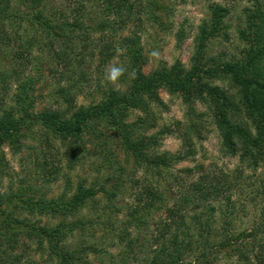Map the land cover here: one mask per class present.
Masks as SVG:
<instances>
[{"label": "trees", "instance_id": "1", "mask_svg": "<svg viewBox=\"0 0 264 264\" xmlns=\"http://www.w3.org/2000/svg\"><path fill=\"white\" fill-rule=\"evenodd\" d=\"M18 1L16 7L13 0H0V40L9 47L13 44L15 48H11L13 51L7 53V58L18 66L13 102L6 104L8 107L0 115V145L3 142L20 145L21 140L28 137V131L41 125L48 134L75 143L71 153L74 155L78 151V157L80 148L85 145L86 130L92 123L105 122L121 131L123 146L134 157V169H144L143 179L137 178L135 173L133 179L123 180L125 175L122 173L119 180L115 179V187L112 186L115 197L127 187L138 191L136 209L130 212V219L124 226L118 228L119 234L125 233L120 237L129 240L128 228L134 224L139 228L143 227L142 223L147 224L154 208L165 207L166 210L165 216L157 218L156 228L151 230L146 244L151 252L147 259L149 264H218L221 259H226L228 264H264V237L259 240L260 234L264 236V222L251 231L230 234L227 228L230 210L225 217L224 210L215 204L222 198L227 200L233 189L229 174L207 172L203 166H198L181 170L187 175L198 173L192 181H187L186 176L182 179V172L175 174L172 181L168 179L173 175L175 163L188 160L195 153L192 133L196 130L199 114L193 107L190 91L201 74L212 78L229 74L237 84L264 94V81L251 76L264 52V43L248 54L246 62H225L208 55L214 40L223 30L229 29L225 20L236 14L244 0H225V4L211 6L210 20L197 27L195 36L198 57L202 59L200 63L187 69L177 61L168 69L160 68L150 74L142 70L147 63L142 33L146 23L151 19L158 20L160 14L157 13L164 9L157 6V0ZM247 2L252 5L245 6L240 15L249 21L240 18L242 23L238 24L236 32L247 40L250 38L252 43V40L264 39V0ZM256 19L260 22L256 23ZM36 49L39 51L35 52ZM120 51L124 53L121 61L125 65L120 86L113 82L101 86L96 73ZM33 60L35 66L31 70ZM87 66L95 70H86ZM49 73L58 79L42 91ZM162 87L180 92L190 105L186 129L178 121L176 129L160 131L163 135L180 136L183 145L175 153L157 152L158 135L133 137L145 126V118L135 123L126 119L133 109L148 116L155 109L153 106L163 107L165 103L159 94ZM86 88L93 89L95 99L87 106L76 108L78 96ZM214 91L215 116L224 145L231 155H237L239 148L235 138L239 139L242 132L238 125L242 116L228 102L224 91L218 87ZM54 98L60 101L59 105L66 104L71 108L70 113L49 106L32 111L38 102ZM204 101L210 103L207 99ZM211 101L213 103V99ZM246 160L252 162L243 157L242 161ZM253 161L257 166L258 159ZM253 163H250L251 167ZM7 165L0 162V184L7 173ZM120 169L125 170L123 166ZM56 175V169L45 166L43 182L48 184L54 177L57 179ZM128 183L130 186H126ZM174 185H179L175 197L172 193ZM49 193L42 186L37 189L27 185L26 181L14 191L0 190V264H83L91 253L101 252L96 242L77 239V235L81 236L87 230L95 233L102 224L93 216L82 214L87 199L95 198L98 190L79 188L74 195L58 197H50ZM218 210L225 220L222 229L219 228V238L212 240L210 237L216 233L213 231L214 216ZM34 217L39 219L34 220ZM53 220L58 222L53 224ZM133 243L131 240L130 246ZM193 245L203 250L188 258L186 251Z\"/></svg>", "mask_w": 264, "mask_h": 264}, {"label": "rangeland", "instance_id": "2", "mask_svg": "<svg viewBox=\"0 0 264 264\" xmlns=\"http://www.w3.org/2000/svg\"><path fill=\"white\" fill-rule=\"evenodd\" d=\"M13 1L17 7L19 1ZM156 2L157 6L164 9L157 13L160 14L158 20L152 21L151 19L146 23L142 33V46L147 58V63L144 64L142 70L150 74L160 68L168 69L177 61H180L187 69L193 68L202 60L198 57L195 42L197 27L203 21L210 20V8L214 3L225 4L226 1L157 0ZM247 5L252 4H249L247 0L242 1L236 14L228 16L225 20L229 24V29L223 30L221 36L214 40L208 53L209 56H217L225 62H246L248 54L257 46L263 45L264 39L256 42L252 40L251 43L250 38L247 40L241 33L236 32L238 24L242 23L240 18L241 21L244 19L249 21L244 15H240ZM255 22L260 21L257 22L256 19ZM244 24H246V29L247 23L244 22ZM11 46L5 45L0 40V115L4 108L8 107L6 104L13 102L11 98L15 94L18 82L16 75L18 66L11 58H7V53L11 54L13 51L11 48H15L13 44ZM37 51L39 50L36 49L35 52ZM123 54L121 51L117 52L114 60L98 70L96 76L98 75L101 79V86L110 82L105 76L107 69L112 66L125 68L124 62L121 61ZM34 66L35 60L30 64L31 70ZM86 70L95 69L87 66ZM200 76V79L197 78L193 82L194 88L190 91L193 107L199 114L196 120V130L192 133L195 153L190 159L175 163V169L171 171L173 175L168 179L172 181V177L175 174L177 176L178 172L181 173L182 169H193L198 166H203L204 171L207 172H215L219 175L222 174L221 172L229 174L233 189L227 200L222 198L215 204L224 210L225 217L228 209L230 210L231 215L227 219L230 234L251 231L264 222V94L237 84L233 76L229 74H220V77L215 78L202 74ZM251 76L264 81V52L254 65ZM123 77L124 71L113 82L115 86H120V80ZM57 79L58 77L53 74H46V83L42 91L46 85L50 86ZM215 87L227 94L228 102L242 116V119L238 121L239 130L242 132L239 139L235 138L239 148L237 155L229 153L221 136L220 126L215 116ZM87 89L78 96L76 108L81 105L87 106L95 99L92 95L93 89ZM159 94L165 103L163 107L153 106L155 109L148 116L145 112L133 109L128 112L126 119L128 122L135 123L145 118V126L139 129L133 137L137 138L144 134L150 137L158 135L160 137L156 146L157 152L175 153L183 145L180 136L167 133L163 135L160 131L167 128L176 129L175 123L178 121L182 122L183 128L186 129L189 122L187 114L190 105L180 92L174 93L162 87ZM6 97L7 100L4 101ZM205 99L210 102L209 105L204 101ZM59 103L60 101L56 98L48 99L42 103L38 102L32 111L37 112L49 106V108H62L70 113L71 108H68L66 104L59 105ZM76 108L72 109V112ZM83 144H85L84 147L80 148L79 155L76 157L78 151L73 155L71 148L75 146V143L59 135L48 134L41 125L28 131V137L23 138L20 145L15 144L18 147L9 142H3L0 145V156H2V163L8 164V169L0 184L1 192H11L21 188L23 181L37 189L40 186L46 188L50 191V197L67 194L71 196L79 188L80 190L81 188L98 190L99 193L95 198L87 199L82 214L85 217L93 216L96 220L102 221V224L95 233L87 230L83 235H77V239L96 242L101 252L91 253L83 264H149L147 259L151 252L147 250L146 244L149 241L151 230L156 228L157 218L165 216V207L159 210L154 208L149 214L147 224H141L143 227L139 228L138 224H134L128 228L129 240L121 238L120 236L125 233L119 234L118 228L124 226V222L130 219V212L136 209L138 191L137 188L127 187V190L115 197V189L112 190V186L115 187V179L119 180L122 173L125 175L123 180L133 179L135 173L137 178L143 179L144 169L143 167L134 169V157L125 150L121 131L105 122L92 123L84 133ZM243 157L249 158L252 162L242 161ZM255 158L258 159L257 166L253 163ZM250 163H253L252 167ZM47 165L50 170L56 169L57 179L54 177L52 181L45 184L43 182L44 168ZM120 166L125 169L123 172L120 171ZM198 175V173L194 175L181 173L182 179L186 176L187 181H192ZM178 188L179 185H174L172 188L174 197L178 195ZM214 217L216 223L213 231L216 233L210 238L217 240L221 234L219 228L222 229L225 217L219 210L215 212ZM38 219L34 217V220ZM57 222V220L52 221L53 224ZM144 227L145 229H142ZM263 237L260 234L259 240ZM131 240L134 241L132 246H130ZM202 250L193 245L186 251L190 254L187 256L193 258ZM218 264H228V261L221 259Z\"/></svg>", "mask_w": 264, "mask_h": 264}, {"label": "clouds", "instance_id": "3", "mask_svg": "<svg viewBox=\"0 0 264 264\" xmlns=\"http://www.w3.org/2000/svg\"><path fill=\"white\" fill-rule=\"evenodd\" d=\"M123 71L124 69L121 67L112 66L106 70V73H105L106 79L110 82H115L117 78L122 74Z\"/></svg>", "mask_w": 264, "mask_h": 264}]
</instances>
